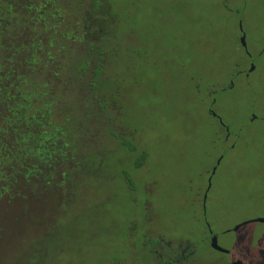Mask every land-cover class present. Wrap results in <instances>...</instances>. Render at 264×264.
Here are the masks:
<instances>
[{"label": "rangeland", "instance_id": "rangeland-1", "mask_svg": "<svg viewBox=\"0 0 264 264\" xmlns=\"http://www.w3.org/2000/svg\"><path fill=\"white\" fill-rule=\"evenodd\" d=\"M103 5L101 40L62 8L55 75L0 70V264H264V0Z\"/></svg>", "mask_w": 264, "mask_h": 264}, {"label": "trees", "instance_id": "trees-1", "mask_svg": "<svg viewBox=\"0 0 264 264\" xmlns=\"http://www.w3.org/2000/svg\"><path fill=\"white\" fill-rule=\"evenodd\" d=\"M102 5L103 0H41V2L40 0H0V26H7L10 28L7 32H4L2 28H0V70L2 67H6V69L10 71L18 65H23L26 72L34 70L39 73V71L42 70L41 67H44L43 70L48 69L55 75L59 66H61L58 61H55V54L60 47L56 44V38L61 37L62 39L65 33L64 28L60 24L61 20H63L60 18L62 10L67 7L66 9L72 12H85L90 19L84 16L82 18L84 23L89 27H93L94 25L91 26L92 19L93 22L96 21L97 16L100 15ZM63 7L64 9H62ZM36 23L40 24L39 28H37L38 31L34 30ZM96 25H98L97 21L95 26ZM49 29L50 31H48ZM6 36L11 40L9 41V45L4 41ZM41 60L42 62H39ZM86 67L87 63H81L77 69L85 70ZM102 72L103 70L100 64H97L89 71L87 85L89 91H95ZM19 75L21 76L20 84L24 86L25 80L22 78L23 73H19ZM28 85L29 84H27V86ZM226 86L230 87V84L227 83ZM215 92V89L211 91L212 94ZM38 93H40V90L38 91L25 87V89L14 96L12 102L9 103L6 101L4 105L6 106L7 112L5 117L6 122L10 124L21 123V125L33 123L28 116L33 114V118L36 116L34 119L38 118L36 110H34L35 112H30L31 102ZM50 103H52V100ZM43 106L45 111L50 112V108H48L47 104H43ZM98 106H102L101 102L98 103ZM42 115L43 114H40L39 116ZM29 133H19L21 138L17 139L21 147L20 154L30 155V147H32V145L28 144L30 139L28 138ZM43 136V134H40L39 138ZM122 143L123 145L125 144L128 149L134 148L132 144L126 141H122ZM143 159L144 154L141 153L139 162H137L135 166H139ZM2 188H4L3 185ZM2 188L0 187V190H3Z\"/></svg>", "mask_w": 264, "mask_h": 264}, {"label": "flooded vegetation", "instance_id": "flooded-vegetation-1", "mask_svg": "<svg viewBox=\"0 0 264 264\" xmlns=\"http://www.w3.org/2000/svg\"><path fill=\"white\" fill-rule=\"evenodd\" d=\"M40 2H41V0H40ZM68 11V13H70L71 15V17L72 18H77V17H75L74 15H79V18H81V20H82V18L85 16V12H83V11H79V12H72V11H69V10H67ZM100 16V15H99ZM60 18H62V15H61V17ZM86 18H89V17H86ZM95 18V17H94ZM99 17H97V19H96V21H97V24L98 25H94L93 27H89V26H87L85 23H84V21L82 20L81 22H82V26H81V36H80V39L81 40H86V38H91V39H93L94 37H95V40H101L100 39V37L98 36V35H100V33L102 34V32L104 33V31H102V28H101V26H100V23H99ZM76 23H78V22H74L73 24H71V26H73L74 24H76ZM95 23V22H94ZM65 24H67V23H65ZM92 42H90V41H86V44H87V46H89L90 44H91ZM182 251H180V253H181ZM181 259H185V257H183V256H180V254L179 253H177V256H175V253L173 254V257L172 258H170V259H168V257H167V255H164L163 257H162V261H161V264H173L172 263V261H178V262H180L181 261ZM160 263V262H159ZM229 264H236L234 261L233 262H230Z\"/></svg>", "mask_w": 264, "mask_h": 264}, {"label": "water", "instance_id": "water-1", "mask_svg": "<svg viewBox=\"0 0 264 264\" xmlns=\"http://www.w3.org/2000/svg\"><path fill=\"white\" fill-rule=\"evenodd\" d=\"M238 28L241 32V27L240 25H238ZM239 42H240V45L243 49H245V44H244V35L243 33L240 34V37H239ZM252 69V65H250V67L248 68V71H250ZM213 242H214V236H213V239L211 240V245H213Z\"/></svg>", "mask_w": 264, "mask_h": 264}]
</instances>
